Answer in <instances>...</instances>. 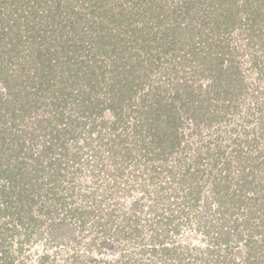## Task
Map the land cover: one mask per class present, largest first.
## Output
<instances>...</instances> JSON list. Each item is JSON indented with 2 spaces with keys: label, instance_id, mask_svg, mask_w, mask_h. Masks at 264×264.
I'll return each instance as SVG.
<instances>
[{
  "label": "trees",
  "instance_id": "16d2710c",
  "mask_svg": "<svg viewBox=\"0 0 264 264\" xmlns=\"http://www.w3.org/2000/svg\"><path fill=\"white\" fill-rule=\"evenodd\" d=\"M167 64L211 81L137 94ZM246 73L264 80V0H0V264H264V121L209 138L181 176L167 162L239 112ZM37 103L52 115L27 120L29 147L17 127ZM187 174H208L214 217L200 243H171L201 203Z\"/></svg>",
  "mask_w": 264,
  "mask_h": 264
},
{
  "label": "rangeland",
  "instance_id": "374dc122",
  "mask_svg": "<svg viewBox=\"0 0 264 264\" xmlns=\"http://www.w3.org/2000/svg\"><path fill=\"white\" fill-rule=\"evenodd\" d=\"M244 58L241 59V63H243V66L245 68L246 65H249V63H247V61L244 60ZM173 65V64H172ZM175 66L173 65V67L169 64L166 65H162L160 68H155L154 71H150V74L146 77L147 81L145 82V84L143 85V87H141L138 91L137 94H143L145 91L148 90V87L150 85H154L157 83H162L163 85L166 86V88H164V90L168 89V93L167 96L170 98L169 100H172V95L174 93V84H177L178 82H181L182 80H184V78H186L187 83L189 84L193 79L198 80L199 82L197 83H202V85H207L208 82H210L211 80H209L208 78L201 76V72L197 71L196 73L193 74L191 68H185V69H180V71L178 72V77H174L173 74H171V71L174 70ZM180 68L179 66L177 67V69ZM165 75V77H164ZM184 76V78L182 77ZM255 77V75H251L246 73V81H244L247 86H246V93L242 96L240 95V97L238 98L237 102L239 103V112H230L228 117L226 119L223 120L222 123L219 124V128H218V133H214L211 132L209 135L207 133L208 129H203V132L201 135H196V136H188L187 137V142L186 140L183 142L185 143L184 145V149H181L177 152H174L172 157L167 159L168 164L170 163V165L173 166V164H175L174 166H176L175 171L177 172L176 174H179L181 176L182 171L184 168L186 167H191L192 171L193 169L195 170L198 166H201V164H198L197 161V156L201 155L204 156V144H206V141L209 138H215V136L218 135H222V139L224 138V136L226 134H229L230 132L232 134H235L236 132H241V130L239 129V125L237 124V122L242 121V119L246 116H248L250 114L251 119H252V126L255 127H259L260 126V122L264 121V80H262V82H260V84L258 85L257 88H254L253 84H252V80ZM165 78L172 79L173 78V82L171 81H165ZM145 79V80H146ZM161 81V82H160ZM257 83V82H255ZM168 84V86H167ZM180 84V83H179ZM234 90V88H232ZM254 89V91L252 90ZM256 89V90H255ZM253 92V93H252ZM170 94V95H169ZM72 106V105H71ZM37 110H33L30 113V116H26L27 119L23 120L22 123H20V125L17 127V129H19L20 131H22L23 134H20L22 136H24L23 138H26V142L28 144V146L30 147L32 145L31 141L28 140L27 138H29L30 136V132H33V124H31L27 121L29 119H33V118H40L43 116H49L52 115V112H48V111H44L45 107L40 106V103H37ZM71 112H74V107H71ZM252 114V115H251ZM25 118V117H24ZM27 121V122H26ZM55 121V120H54ZM229 124V125H226ZM264 128V125H263ZM183 134L187 133L189 131V128L187 126H182L179 130L181 131ZM212 129V128H210ZM236 129V130H233ZM185 132V133H184ZM25 134V135H24ZM210 136V137H209ZM70 142V147H74V143ZM80 143H82V140L80 141ZM203 145V146H202ZM183 147V144H182ZM37 145H33L32 150L36 149ZM39 149V147H38ZM174 159V160H173ZM226 159V158H225ZM224 159V160H225ZM175 162V163H174ZM197 166V167H196ZM204 166V165H203ZM196 167V168H194ZM127 170L131 171V167H126ZM131 172H134L131 171ZM219 172V170H218ZM126 174V173H125ZM219 174V173H218ZM129 176V174H128ZM184 177L187 178V182L190 186H197L196 188H198V186L201 188L200 194H201V198H200V204L196 205L194 209H189L186 208L184 209L185 211H188L187 214L183 215L182 217L179 215V212H181V208L177 209V212L174 211L173 215H179L178 218H173L174 220L172 222H170L169 225H167V228H169L171 231H173L174 233L172 234L170 232V236H171V243L172 240L173 241H177V242H194V243H200V240H203V234L201 233L202 229H198V222L205 224L207 223L206 220L212 219L214 216L212 215V211H208L207 208V204L205 205V202L207 200V198L210 200L211 197L210 196V189L208 186V183L206 182V180L208 179V174H204L203 177H201L200 175L198 176H192L189 177V174L185 175ZM125 178H127L126 176L122 177V180H124ZM163 183H160L161 185L163 184H167L169 181H167V178H162L161 179ZM84 182V184L88 183V181H81ZM176 183V184H175ZM175 183H173V187L171 185V192L168 191V195L173 193V190H175L178 194V200H175L180 204L178 205L179 207L184 206L183 204V200H182V194H184V192L186 190L182 189L181 185L177 182V179H175ZM129 184H131L129 182ZM159 184V183H158ZM157 186V184L155 185V187ZM130 194L133 197H137L136 199H138L140 193L138 191L133 190L132 192H130ZM128 193L125 190H121L118 193V197H120V203H124V205H126V203L129 202V200H131L132 197L127 196ZM207 197V198H206ZM41 202V201H40ZM38 204H36V206H38ZM213 206L214 204H210L209 206ZM212 206L210 207L212 210H214L212 208ZM186 207V205H185ZM38 208V207H37ZM126 208V207H125ZM36 209V208H35ZM180 210V211H179ZM146 215V212H144ZM47 215H38V217L42 220L44 219L46 222L43 223L40 227L41 232H43V235L33 248V251L36 252H41L44 247V243L45 240L44 238H46V233H47V229L48 227L46 226L47 223H49L50 221L48 219H46ZM149 216V215H148ZM147 216V217H148ZM169 218H172L171 215H169ZM208 224V223H207ZM176 228L175 230L173 228ZM56 242L60 243V245H62L61 239H57ZM59 248V245H58ZM61 252L64 250L63 248L60 249ZM63 254H57V258H59L60 256H62Z\"/></svg>",
  "mask_w": 264,
  "mask_h": 264
}]
</instances>
